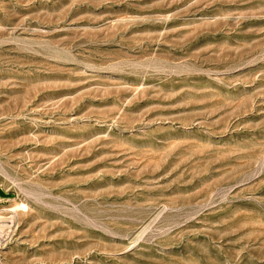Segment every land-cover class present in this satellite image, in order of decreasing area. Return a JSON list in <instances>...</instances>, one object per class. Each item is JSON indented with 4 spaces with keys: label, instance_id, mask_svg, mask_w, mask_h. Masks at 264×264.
Segmentation results:
<instances>
[{
    "label": "rangeland",
    "instance_id": "1",
    "mask_svg": "<svg viewBox=\"0 0 264 264\" xmlns=\"http://www.w3.org/2000/svg\"><path fill=\"white\" fill-rule=\"evenodd\" d=\"M0 264H264V0H0Z\"/></svg>",
    "mask_w": 264,
    "mask_h": 264
}]
</instances>
